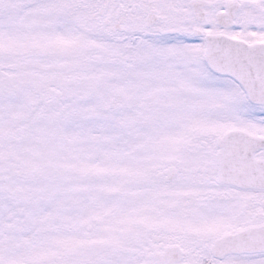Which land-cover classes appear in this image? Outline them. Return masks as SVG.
<instances>
[{
	"label": "snow or ice",
	"instance_id": "snow-or-ice-1",
	"mask_svg": "<svg viewBox=\"0 0 264 264\" xmlns=\"http://www.w3.org/2000/svg\"><path fill=\"white\" fill-rule=\"evenodd\" d=\"M0 264H264V0H0Z\"/></svg>",
	"mask_w": 264,
	"mask_h": 264
}]
</instances>
